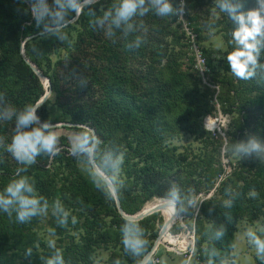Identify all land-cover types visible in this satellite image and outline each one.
I'll list each match as a JSON object with an SVG mask.
<instances>
[{"label":"rangeland","instance_id":"rangeland-1","mask_svg":"<svg viewBox=\"0 0 264 264\" xmlns=\"http://www.w3.org/2000/svg\"><path fill=\"white\" fill-rule=\"evenodd\" d=\"M30 1L2 0V4L8 7V14L11 17L15 16L21 21L19 53H22L32 65L39 64L41 71L53 78L54 92L49 90L48 81L43 85L38 80L42 93H47L44 103L50 117L66 121L68 119L66 109L82 111L89 106L94 109L103 98L106 87L117 81L118 77H126L125 91L134 97L138 108L135 117L140 118L142 115L149 117L152 115L149 111H153L154 117H159L164 125L166 140L160 147L157 145L151 147L161 149L160 153L155 149V155L158 153L157 159L169 157L173 161L171 162L173 168L167 173L169 175L177 173L182 186L195 189L203 203L200 208L204 207L207 211L215 206L214 210H216L227 198L224 195L227 189L231 188L235 192L249 179L256 180V184L250 187L244 196L250 208L235 223L233 229V242L237 246L235 257L237 264H254L256 261L254 250L248 247L244 232L248 227L264 230V167L259 170L256 167L248 169L250 163L257 162L256 154L253 153L252 159L239 161L233 156L231 145L240 141L247 142L248 134L259 136L260 141L264 143L262 138L264 81H238L230 73L226 54L231 50L228 41L233 26L223 14L213 15V0H188L191 12L186 15L197 34V41L206 58V66L211 73L209 80L215 86L212 90H208L204 83L203 86L195 76L192 69L194 61L189 55L174 18L160 19L151 14L145 17V23L150 30L149 42L139 50L128 51L122 41L113 44L102 32L93 31L87 23L89 17L82 15L66 29L72 39V45L65 46L54 38H41L39 32L34 34L35 37L27 39L31 37L26 28L29 24L25 22L26 17L31 16ZM49 2L51 3V0ZM171 2L176 5L179 0H171ZM23 5H26L27 12ZM206 21L215 23L214 32H209L204 27ZM88 29L91 35L86 33ZM34 44L41 54L33 53ZM112 56H115L114 59ZM72 68L88 78L87 87H77L76 81L70 79ZM29 88L32 89L33 86ZM172 89L181 92V95L177 96L178 100L174 99V102H179L180 106H173L169 110L162 109L163 103H174ZM257 103L262 105L259 115L255 114ZM248 117L257 119L248 122ZM140 121L145 130L154 127L151 120L146 117ZM58 124H63L57 131L60 132V145L64 150L56 156L50 168L54 171L53 192L57 194L53 200L61 199L65 207L77 217V223L72 224L69 218L66 227H58L50 209L46 217H38L35 226L21 235L20 241L14 238L19 229L15 231L10 228L4 229L1 232L3 235L0 236L3 243L0 248V262L5 264L18 262L19 259L24 258L20 256H24L25 250L32 247L39 263L42 264L40 257L47 256L51 252L49 241H55V246L63 250L65 259L70 261V264H112V260L116 257H120L125 264H134L122 251L120 220L113 216L104 217L103 215H107L105 211H97L95 214L99 218L96 217L92 225L93 230L86 232L87 223L84 222V217H80V207L71 199V187L75 183L76 175L94 184L85 164L77 160H69L71 157L68 154L69 136L76 129L67 122ZM11 128V123L0 125V135L7 136L9 141ZM115 133L119 137H130L126 130L118 129ZM139 145L142 144H138V149L142 150ZM123 151L125 160H131V148L125 147ZM147 152L148 150L145 149L144 153ZM144 153L134 159L138 168L145 165ZM0 155L10 160V155L2 150ZM46 158L48 162L51 160ZM253 187L259 193L256 198L248 195ZM141 199L142 197L139 196L125 201L130 203ZM151 199L156 197L148 200ZM207 202L209 204L211 202V205ZM160 212L152 213L140 220L147 231L150 248L157 240L165 220L161 210ZM211 223L210 219L201 215L189 216L183 221L175 220L168 233L177 238V244H175L176 238L170 242L158 243L153 258L159 260L161 257H166L167 264H181L190 245L188 243L182 246L178 239L180 235L195 245L198 243L202 248L207 243L204 233ZM181 224L184 227H181ZM53 228L56 230L55 236L50 235V230ZM31 236L32 241H30ZM185 239L182 241L183 244L186 243Z\"/></svg>","mask_w":264,"mask_h":264},{"label":"clouds","instance_id":"clouds-1","mask_svg":"<svg viewBox=\"0 0 264 264\" xmlns=\"http://www.w3.org/2000/svg\"><path fill=\"white\" fill-rule=\"evenodd\" d=\"M95 5H99L98 10ZM212 5L213 15L223 14L233 26L228 41L231 50L226 54L232 76L238 81H264V0H255L251 8L246 7V0H213ZM190 12L188 0H179L176 5L171 0H111L107 4L101 3V0H51V3L49 0H31L30 4V14L35 26L40 29L41 38H54L61 45L71 46L72 39L66 29L82 15H87L93 31L102 32L113 44L122 41L128 51L139 50L148 44L150 30L145 17L151 14L160 19L175 17L181 21ZM204 27L214 32L216 25L206 21ZM32 51L41 54L35 44ZM70 79L75 80L80 88L89 84L88 78L75 68L70 70ZM40 106L39 103H28L17 107L8 99L6 92L0 91V125H12L10 141L7 136L0 135V150L10 155L18 165L12 178L0 190V213L6 214L9 221L14 218V222L25 225L34 218L46 217L51 209L56 225L63 228L69 224V218L72 224L77 223V217L61 199L57 198L50 204L47 197L38 193L35 180L27 175L38 157L52 159L64 150L60 145V132L57 131L60 125L42 120L37 115ZM73 127L76 130L69 136L68 154L85 164L94 186L106 198H112L115 192L126 187L121 176L125 152L116 143H105L86 122ZM231 152L239 161L252 159L255 153L256 161L264 164V143L257 135L248 134L247 142L234 143ZM224 195L227 198L222 206L231 209L239 193L229 188ZM248 195L256 198L259 193L253 187ZM156 199L161 211L180 221L189 216H199L203 204L193 187L185 188L175 181H170L163 195ZM79 203L83 205V201ZM214 209L215 206H212L208 212L211 214ZM230 220L231 217H228ZM181 227L184 225L181 224ZM227 231V222L217 224L213 221L204 233L206 246L198 249L190 241L181 264H237V246L234 242L229 244L228 249L215 247L216 242L224 239ZM119 232L123 254L131 258L134 264H167L166 257L159 260L153 258L155 249L150 248L147 231L134 215L124 218ZM50 235H56L55 228L50 230ZM244 236L248 247L254 250L255 260L258 264H264V230L248 227ZM49 248L50 254L40 257L42 264H70L63 250L55 246V241H49ZM32 254L33 248L28 247L24 253L28 264H31ZM112 264L125 262L116 257Z\"/></svg>","mask_w":264,"mask_h":264},{"label":"trees","instance_id":"trees-1","mask_svg":"<svg viewBox=\"0 0 264 264\" xmlns=\"http://www.w3.org/2000/svg\"><path fill=\"white\" fill-rule=\"evenodd\" d=\"M110 2V0H101V3L103 4H107ZM254 3L255 0H246V7L251 8L254 6ZM98 6L99 5H95L94 7L97 8ZM23 8L27 11L26 5H23ZM8 10V7L3 5L1 0L0 91L6 92L8 99L15 106L23 107L28 103L35 104L41 98L43 93L38 83V78L24 63L19 53L21 40V21H18L15 16L11 17L8 14ZM25 22L29 24V26L26 27L29 31V36L40 32V29L35 26V21L30 15L26 17ZM86 33L91 35L90 29H88ZM114 57L115 56H112V59H114ZM34 65L40 72V74L47 79L49 83V90L54 92V85L52 83L53 78L48 77L47 74L41 71V67L39 66V64ZM6 71H8V73ZM194 74L196 76L195 72ZM125 82L126 77H118L117 81L110 83L109 86L106 87L103 98L97 103L94 109H92L90 106L83 109L82 111L66 109L65 112L68 117L66 121L64 119L51 118L50 115L46 112L45 103L41 104L40 108L38 109L37 115H39L42 120H49L53 124L67 122L68 124L74 126L75 124L86 122L105 141V143H116L120 145L122 150L125 147L131 148V160H125L122 170V177L125 180L126 187L120 191H117L116 195L121 211L126 215H134V213L139 211L138 209L143 203L144 204L142 205L141 209L148 202L157 200L148 199L152 197L162 196L164 191L169 186L170 181H175L181 185V179L180 176L177 175V173H173L174 175H169V173H167L170 169L173 168L171 163L173 161L169 157H163L162 159L158 160L157 154L161 152V149L155 148L158 149L156 150L158 153H156L155 155V149L151 148L152 146L156 145L160 147V145L167 138L164 134L165 129L163 123L159 120V117H154L153 111H149L152 114L149 115V117H147L146 115H142V117L140 118L135 117L138 108L135 105L134 97L131 96L128 91H125ZM30 86H33V88L30 89ZM171 94L173 95L172 97L174 102L175 98V100H178L177 96L179 97L181 95V92H177L176 90L172 89ZM173 106H180V103L177 101H175L174 103H163L161 108L169 110V108ZM261 108L262 105L257 103L255 114L257 113L259 115V113L261 112ZM145 117L151 120V122L153 123L154 127L152 129L145 130L141 126L140 120ZM256 119L257 118L255 117H248V122H254ZM248 122L247 124L250 125V123ZM207 123L208 120L206 121V124ZM118 129L120 131L126 130L127 133L130 134V137H119L115 133ZM262 138H264V135H262ZM204 140L206 141V139ZM138 144H142V146L139 145L142 150L138 149ZM145 149L148 150L146 154L144 153ZM143 153L145 156V165L142 168H138L136 165L137 161H134V159H137L139 157V154ZM9 158L10 160H6L2 157V155H0V190H2L4 186H6L9 180L12 178L15 168L18 166L16 162L11 158V156ZM56 158L57 157H54L48 162V159L45 156L38 157L37 163L30 166L27 173V175L31 176L35 180L38 193L47 197L50 204L53 201V197L57 196V194H54L52 187V174L54 173V171L50 170L51 165L53 164V162H55ZM69 160L73 161L76 159L71 156L69 157ZM245 164L242 165L245 166ZM255 167L259 170L262 169L264 165L259 164V162L257 161L256 163H250L249 167L247 168L253 169ZM74 180L75 183L71 187V199L76 203V206L80 207V210L83 208V210L80 211V217H84V222L87 223V228L85 229L87 233L93 230L92 225L95 222L96 217L97 219L99 218V216L95 214V212L97 211H105L107 215H103L104 217L113 216L123 223V219H121V216L117 213L112 198H106L101 190H98L94 185L89 183L80 175H76L74 177ZM255 184L256 180L249 179L235 191L236 193H239V196L235 200L234 205L231 209H226L223 206L219 205V207L210 214L208 210H205L204 207L200 208V215L202 217H206L217 224L226 222L228 224V231L226 233V236L223 240L216 242L215 244V247H217L218 249H228L229 244L233 243V229L235 223L239 219H241L248 208H250L246 203V200L244 199L245 193L250 187ZM139 196L142 197L140 201L130 203H127L125 201V199L133 200ZM79 201H83V205H81ZM207 204L211 205V202L210 204L209 202H207ZM87 217H90V219H87ZM228 217H231L230 221H228ZM37 220L38 218H34L31 223L21 225L14 222V218L13 221H9L6 214L0 213V236L3 235V233L1 232L6 228H10L14 231L19 229L14 238L20 241L21 235L25 231H30V229L35 226L34 224ZM173 238L175 237L171 236L168 233L163 238V241L170 242L171 240H173ZM32 239L33 238L31 236L30 241H32ZM2 245L3 243L0 239V248ZM196 247L200 249L198 243H196ZM21 257L24 256H20V258ZM197 258H199V254ZM14 262L15 263L10 264H28V260L25 259V257L23 259H19L18 262ZM0 264L5 263L0 262ZM31 264H40L35 251H33L31 257ZM254 264H258V262L255 261Z\"/></svg>","mask_w":264,"mask_h":264},{"label":"built area","instance_id":"built-area-1","mask_svg":"<svg viewBox=\"0 0 264 264\" xmlns=\"http://www.w3.org/2000/svg\"><path fill=\"white\" fill-rule=\"evenodd\" d=\"M174 20L175 24L179 28L180 35H182L184 43L189 51V55L194 61L192 65L193 71L196 73V76L198 77L200 82H202V84L204 83L205 86L211 90L214 89L215 86L212 85L211 81L209 80L210 72L206 66L205 57L197 41V35L188 22L186 15L184 16V20L178 21L175 17Z\"/></svg>","mask_w":264,"mask_h":264},{"label":"water","instance_id":"water-1","mask_svg":"<svg viewBox=\"0 0 264 264\" xmlns=\"http://www.w3.org/2000/svg\"><path fill=\"white\" fill-rule=\"evenodd\" d=\"M35 36H36V35L31 36V37H28L27 39H31V38H33V37H35ZM20 56L22 57L24 63L30 68V70L33 72V74L38 78V80H39L42 84H43L44 82L47 83L46 78H44V77L39 73V71L36 69V67H35L34 65H32L31 63H29V62L24 58V56H23L22 53H20ZM42 80H44V81H42ZM43 85H44V84H43ZM46 96H47V93L43 94V96H42V97H41V98H40L35 104H37V103H39V104H43L44 101L46 100ZM59 125H60V127L63 126V124H62V125L59 124ZM112 199H113L114 206H115V208H116L117 213H118L123 219L126 218V217H128L127 215H125V214L121 211V209H120V207H119V202H118V199H117L116 192H115V194L112 196ZM152 211H153V210H152ZM152 213H153V212H147V211L139 210L137 213L134 214V216H135L137 219L141 220V219H143L144 217H146V216H148V215H150V214H152ZM162 231H163V226H162V228L160 229V231H159V233H158V235H157V240L155 241L154 245H153L151 248H154V249H155V246L157 245V243H159V240L161 239Z\"/></svg>","mask_w":264,"mask_h":264},{"label":"bare ground","instance_id":"bare-ground-1","mask_svg":"<svg viewBox=\"0 0 264 264\" xmlns=\"http://www.w3.org/2000/svg\"><path fill=\"white\" fill-rule=\"evenodd\" d=\"M42 81H44V80H42ZM141 210L147 211V212H153V213H155V212L156 213H161L160 212V207H159V201L158 200H154V201L148 202ZM162 213H163V216H164V219L165 220H164L163 225H162L163 226V231H162L161 239L159 240V244L164 243L163 242V238L165 237V235L168 234V230L170 229L171 225L175 222V220L172 217H170L166 212H163L162 211ZM178 239H180L179 243H181L182 246H184V245H186V244L189 243V239L188 240L185 239V237L182 236V235H180V237ZM184 239L186 240V243L185 244L182 243V241ZM168 244L169 245H175V244H177V238H176V243L175 244H171V243H168Z\"/></svg>","mask_w":264,"mask_h":264}]
</instances>
